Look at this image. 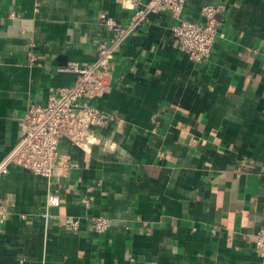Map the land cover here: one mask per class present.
<instances>
[{
    "label": "crops",
    "instance_id": "obj_1",
    "mask_svg": "<svg viewBox=\"0 0 264 264\" xmlns=\"http://www.w3.org/2000/svg\"><path fill=\"white\" fill-rule=\"evenodd\" d=\"M208 4L224 10L206 62L178 48L169 10L150 13L91 100L111 119L84 148L60 141L78 166L50 178L18 165L0 175V264H261L264 0H186L182 17L202 22ZM102 11L125 26L134 9L0 0V164L21 140L28 104L75 81L60 68L95 60L111 35ZM66 216L80 218L78 230ZM95 216L111 219L108 230L90 226Z\"/></svg>",
    "mask_w": 264,
    "mask_h": 264
},
{
    "label": "built area",
    "instance_id": "obj_2",
    "mask_svg": "<svg viewBox=\"0 0 264 264\" xmlns=\"http://www.w3.org/2000/svg\"><path fill=\"white\" fill-rule=\"evenodd\" d=\"M126 1L134 9L128 25H119L105 12L99 13V20L111 35L98 41L95 60L87 65L72 61L60 68L76 74L73 84L58 88L45 103L28 104L21 120V140L0 164V175L7 174L11 165H18L50 178L62 176L78 166L71 158L61 155L60 141L67 138L84 148L94 139L95 128L104 126L111 119L91 100L111 83L112 59L116 49L132 31L149 22L150 13L169 10L176 21L172 31L178 48L195 63L209 59L218 36L219 14L224 10L222 5H205L201 10L204 20L200 22L182 17L186 0ZM29 60L31 63L36 61L33 53H29ZM152 120L156 126L159 125L157 114H153ZM57 202V196H51L49 204ZM82 202L89 205L90 198L86 195ZM65 221L74 230H78L81 224L80 218L74 216H66ZM110 225L109 217L95 216L90 219V226L98 233L105 232ZM254 249L261 257V264H264V226L255 235Z\"/></svg>",
    "mask_w": 264,
    "mask_h": 264
}]
</instances>
